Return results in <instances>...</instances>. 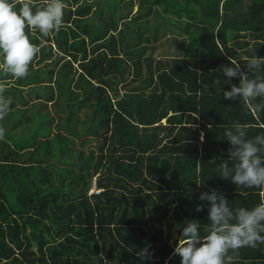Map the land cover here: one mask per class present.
Here are the masks:
<instances>
[{
	"label": "trees",
	"instance_id": "trees-1",
	"mask_svg": "<svg viewBox=\"0 0 264 264\" xmlns=\"http://www.w3.org/2000/svg\"><path fill=\"white\" fill-rule=\"evenodd\" d=\"M63 3L58 33L25 29L39 49L27 77L0 71L11 101L0 121V264H142V249L152 255L143 264H180L172 252L187 222L207 234L202 192L217 189L233 210L264 200V189L217 177L224 125L264 134V111L225 100L220 71L229 57L244 71L264 57V0ZM168 31L182 57L153 56L150 43ZM258 77L264 66L249 72ZM229 255L264 264V244Z\"/></svg>",
	"mask_w": 264,
	"mask_h": 264
},
{
	"label": "clouds",
	"instance_id": "clouds-1",
	"mask_svg": "<svg viewBox=\"0 0 264 264\" xmlns=\"http://www.w3.org/2000/svg\"><path fill=\"white\" fill-rule=\"evenodd\" d=\"M16 5H20L16 10ZM63 0H42V7L33 11L32 0H0V71L15 79L26 78L29 66L39 49L33 45L25 29L37 31L44 38L58 33L63 24ZM230 65H222L220 71L227 78L230 90L223 91V98L241 101L253 112L264 111V78L250 79L264 66V57L253 56L244 63L248 71L242 70L241 63L229 57ZM233 78L239 84L232 83ZM0 86V121L10 111L11 101L4 97ZM260 98L261 102L256 103ZM226 141L229 142L228 160L218 165V176L236 185L237 191L264 189V134L247 138V124L239 122L224 125ZM5 130L0 127V139ZM232 162V166L229 165ZM198 184V183H197ZM196 211H208L209 223L200 234L197 221H188L176 242L173 256L181 258L180 264H231L232 256L244 247L264 244V200L251 209L229 207V201L222 192L212 188L202 192ZM142 264L151 260L147 249L137 253Z\"/></svg>",
	"mask_w": 264,
	"mask_h": 264
},
{
	"label": "rangeland",
	"instance_id": "rangeland-1",
	"mask_svg": "<svg viewBox=\"0 0 264 264\" xmlns=\"http://www.w3.org/2000/svg\"><path fill=\"white\" fill-rule=\"evenodd\" d=\"M136 9H137V5L134 6L133 10L136 11ZM151 17H152V15L149 16V19H151ZM175 30H177V29L175 28ZM160 32L162 33L163 29H160ZM172 35H173V33L171 31H168V32L165 33V35L161 34L162 37H159L157 40H154V41H152L150 43V45L156 46V49L153 50V52H154L153 56L154 57L162 58V57L173 56V55L177 56V57H182L183 56L182 55L183 51H181V50L179 52L178 51H174L175 44H173L172 46H168V43H166L167 42L166 39L170 38ZM178 35H176V36H178ZM166 51H168L169 53H166ZM148 53H149V51L146 52V54H148ZM165 53H166V55H165ZM25 88H26V90H29L28 86L25 87ZM50 107H51V103H50ZM52 111H54V110L52 109ZM78 115L80 117V120L77 122L76 125H77V127H81V121L85 120V115L83 114L82 111L78 112ZM56 122H57V119L55 120L54 124H56ZM80 142L81 141L77 142V146H79V147L81 146ZM96 191H98V189L96 187V182H95V179H94L93 186H92V188L90 189L89 192L92 193V192H96Z\"/></svg>",
	"mask_w": 264,
	"mask_h": 264
}]
</instances>
